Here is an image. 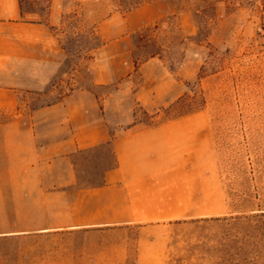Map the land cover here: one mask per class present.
Listing matches in <instances>:
<instances>
[{"label":"crops","instance_id":"0c3cea01","mask_svg":"<svg viewBox=\"0 0 264 264\" xmlns=\"http://www.w3.org/2000/svg\"><path fill=\"white\" fill-rule=\"evenodd\" d=\"M177 7L178 0H152L99 20L102 43L85 65L90 86H120L138 74L132 97L148 115L178 100L184 82L158 59L136 65L129 39ZM60 15L53 5L42 20L22 11L20 0H0V236L137 227L134 264H165L168 226L225 211L208 114L199 110L150 124L134 122L131 114L132 121L111 128L106 104L123 92L100 108V98L82 88L76 74L61 82L68 87L56 102L31 109L29 96L45 93L53 66L66 60L54 34ZM50 119L62 135L40 144L38 121ZM106 144L115 167L106 168L98 184L79 186L73 156ZM58 162L64 163L61 180L47 184ZM26 199L33 206H22Z\"/></svg>","mask_w":264,"mask_h":264},{"label":"rangeland","instance_id":"374dc122","mask_svg":"<svg viewBox=\"0 0 264 264\" xmlns=\"http://www.w3.org/2000/svg\"><path fill=\"white\" fill-rule=\"evenodd\" d=\"M20 5L42 20L50 6L60 9L54 34L66 55L53 66L46 92L29 96L31 109L56 102L68 87L61 82L76 74L81 87L100 98V108L118 89L123 92L106 104L111 128L132 121L131 114L134 122L150 124L207 112L225 211L168 226L165 264H264V0H178L175 13L129 36L134 63L153 56L184 82V94L157 116L144 113L133 100L138 74L120 86L89 84L85 65L100 44L93 26L111 12L108 1L20 0ZM57 122L38 121L40 144L62 135ZM72 162L77 184L92 186L113 156L99 147L75 154ZM63 165L54 164L47 184L60 182ZM27 202L22 206H33L31 199ZM59 202V196L54 198V216ZM139 240L137 227L0 236V264H134Z\"/></svg>","mask_w":264,"mask_h":264},{"label":"trees","instance_id":"16d2710c","mask_svg":"<svg viewBox=\"0 0 264 264\" xmlns=\"http://www.w3.org/2000/svg\"><path fill=\"white\" fill-rule=\"evenodd\" d=\"M104 1L109 2L110 7H111V12H127V11L134 9V8H137L138 6H140L144 3L150 2L152 0H104ZM93 30H94V34L97 35L96 25L93 26ZM144 30H146V28H142L141 30H139V33L144 31ZM99 39H100V37H99ZM101 43H102V41L100 39V44ZM150 58H153V56H150ZM139 63L140 62H135L136 65ZM104 147H106L110 150V147L108 144L101 146V148H104ZM110 152H111V150H110ZM111 154H112V152H111ZM115 165L116 164H115V161L113 159V164L108 168H113V167H115Z\"/></svg>","mask_w":264,"mask_h":264}]
</instances>
